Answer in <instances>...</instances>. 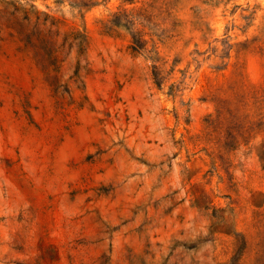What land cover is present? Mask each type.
<instances>
[{
	"label": "rangeland",
	"instance_id": "374dc122",
	"mask_svg": "<svg viewBox=\"0 0 264 264\" xmlns=\"http://www.w3.org/2000/svg\"><path fill=\"white\" fill-rule=\"evenodd\" d=\"M0 264H264V0H0Z\"/></svg>",
	"mask_w": 264,
	"mask_h": 264
}]
</instances>
